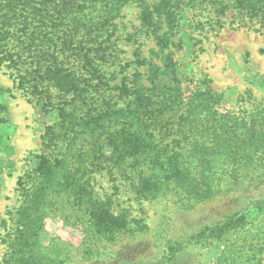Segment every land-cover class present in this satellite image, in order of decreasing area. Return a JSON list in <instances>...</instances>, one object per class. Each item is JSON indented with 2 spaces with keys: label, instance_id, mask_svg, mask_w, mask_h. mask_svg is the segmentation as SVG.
<instances>
[{
  "label": "trees",
  "instance_id": "1",
  "mask_svg": "<svg viewBox=\"0 0 264 264\" xmlns=\"http://www.w3.org/2000/svg\"><path fill=\"white\" fill-rule=\"evenodd\" d=\"M128 4L139 8V28L158 49L143 57L135 41L133 73L124 70L128 64L115 66V20ZM186 12L211 31L219 32L229 16L230 27L264 35V0H0V68L26 101L55 115L41 137L46 152L31 153L30 168L17 179L34 184L22 189L0 264H64L57 245L36 240L51 203L73 206L99 238L134 229L136 220L94 196L93 173L131 180L143 200L172 188L195 204L229 192L246 164L264 174V102L229 115L219 112L222 94L209 86L184 95L174 59L182 43L174 38ZM6 95L12 98V90L0 86V104ZM118 101L123 105L116 108ZM85 135V144L74 148ZM226 201L236 208L206 226L209 237L224 241L215 264H251L264 252V191ZM175 259L174 252L159 263Z\"/></svg>",
  "mask_w": 264,
  "mask_h": 264
},
{
  "label": "rangeland",
  "instance_id": "2",
  "mask_svg": "<svg viewBox=\"0 0 264 264\" xmlns=\"http://www.w3.org/2000/svg\"><path fill=\"white\" fill-rule=\"evenodd\" d=\"M138 14L139 8L128 4L115 20L119 35L116 53L120 58L115 66L128 64L124 70L129 73L136 68L129 62L133 60L132 53L138 43L142 44L140 50L143 57L150 56L151 49L158 50L152 39L139 28ZM191 16L189 12L180 15L178 33L174 38H180L182 43L174 59L184 95L209 86L222 94L219 112L229 115L243 114L257 103L264 102V35L247 27H230L229 16L219 32L211 31L207 25L198 26ZM203 19L201 17L202 22ZM128 36H131L130 40ZM153 60L161 65L159 58L153 57ZM138 70L142 73L144 68ZM141 80L148 84L145 75L141 76ZM164 81L168 79L164 78ZM0 86L11 89L13 99L21 98L27 103L30 116L26 117V132L36 144L21 155L17 153L12 167L0 168L2 262L9 251V236L15 225L16 211L24 200L22 189L34 184L30 179H24L19 184L17 179L26 168H30L31 153L46 152L41 148V137L45 127L54 123L55 115L44 114L34 103L26 101L22 92L15 89L4 67L0 68ZM5 97L7 99L9 96ZM122 105L123 101H118L115 107ZM173 138L167 136L165 140ZM87 140L88 135H85L74 148L84 145ZM253 169L246 164L241 178L230 186L229 192L223 191L217 198L199 204L180 197L172 188L165 190L159 198L143 200L135 193L131 180L105 175L106 170L93 173L90 183L94 196L100 201L110 200L113 212L124 211L129 218L136 220L134 229L117 233L111 240L99 238L94 234L95 227L73 206L64 204L62 208L60 202L54 206L51 203L45 208L46 218L43 228L38 231L37 243L57 245L59 261L62 260L64 264H160L161 260L174 252L176 259L171 264H215L224 250V241L209 237L206 226L211 227L227 215V209L231 206L226 203L227 196L255 197L264 191V174L261 176ZM203 230V237L198 238L197 234ZM251 264H264V252Z\"/></svg>",
  "mask_w": 264,
  "mask_h": 264
},
{
  "label": "crops",
  "instance_id": "3",
  "mask_svg": "<svg viewBox=\"0 0 264 264\" xmlns=\"http://www.w3.org/2000/svg\"><path fill=\"white\" fill-rule=\"evenodd\" d=\"M5 103L0 104L4 106L0 111V168L3 169L13 166L17 153L21 155L36 145L26 132V117L30 116L27 103L21 98L9 97Z\"/></svg>",
  "mask_w": 264,
  "mask_h": 264
}]
</instances>
